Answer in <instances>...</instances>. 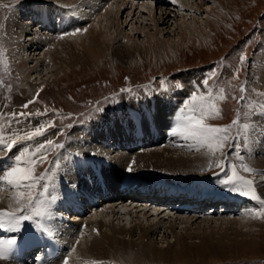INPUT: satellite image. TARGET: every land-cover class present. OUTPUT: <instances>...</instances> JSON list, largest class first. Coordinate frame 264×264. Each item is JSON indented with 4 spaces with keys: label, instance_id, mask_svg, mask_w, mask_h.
<instances>
[{
    "label": "rangeland",
    "instance_id": "rangeland-1",
    "mask_svg": "<svg viewBox=\"0 0 264 264\" xmlns=\"http://www.w3.org/2000/svg\"><path fill=\"white\" fill-rule=\"evenodd\" d=\"M2 1L10 2V0H0V15L3 14V16L0 18V52L3 51V59L6 61L8 67V71L5 72L3 66L0 65V79H2L4 82L3 86H0V125L2 127L8 125L7 127L2 128L4 129V131L7 130L8 132V128L10 126H14L13 124H18V127L20 128L23 127L22 125H20L19 121L17 123V120L10 115L12 112L16 111V109H19V107H21L22 109L21 112L31 114L26 117H30L32 121H41V118L35 115V113L39 111V107L35 103L30 104L27 109H24L22 107V102L31 95L36 87L40 89L38 102L51 105L53 104L62 110L71 109L74 112L78 113L84 110V116H78L80 118H83L88 113L90 116L95 114L96 109L95 107H93V102L95 101V99H98L99 102L105 103L107 101L106 96L108 92L116 90L120 86L122 87L124 85L132 84L137 85L149 79L155 82L158 81L160 76L164 77L165 75H167V77L171 81L173 79H175L176 81H181L184 86L183 89L188 90V83L192 82V80L198 82V78L201 75L200 70L212 58H216L219 61V75L217 77V80L219 84L224 85L229 97L226 101L221 102L222 116L216 119H212L213 121L229 123L231 121L230 118L232 114H234L237 108L242 105V103L238 102L237 106L235 99H232V97L238 93L237 86L241 82V79H244L243 84H246L249 89V91L246 93L249 94L246 95L247 98L255 96V99L257 100L258 98H262V96L256 95V92L264 93V0H183L184 4L186 2L188 3L189 9L187 5L180 9L181 7L178 8L176 3L171 2L167 4L165 8H163L165 6L163 2L162 5L155 4L154 7H151L152 13H154L155 17L157 15H160V10L162 8L166 10V13L164 14L165 18L163 17L164 20L157 21L155 25L152 24V21L149 20L148 17L151 14V10L149 12L143 6H139L140 4L138 3L139 1L137 2V0H133L134 2H132L137 4L138 7L134 9L131 8V11L128 12L127 8L130 7V4L128 2L124 5V7H122V10L120 8L116 14V10H112V12L107 10L109 8L113 9L114 7L113 3H111V0H85L84 2L86 3H84L83 5L88 6L86 7V9H90L89 3H93L91 11H95L92 15L89 16V20L87 19L88 24H90L92 27H95V29L97 30L103 29L104 27L105 32L103 36L105 37H103V39H107L108 41H104L105 43H103L104 45H102V48L97 49L96 47L97 53L92 55L90 51L89 53H87L84 50L85 48L83 46V43L85 44L89 42L88 36H84L82 40L80 39L81 35H77L79 39L77 37L73 39L74 37H72L68 38L70 41H68V39L64 41L62 40L60 43L61 46L59 44L55 46L56 48L54 52H52V59H49L48 61V56H46L47 59H45L46 57H40L43 61H41V59L37 61V63L39 64H36V69L30 72L31 75L36 73L38 75H36L35 79H31L32 76H30V80H25L21 78L20 75L16 74V72L11 67V62H9L8 58H6L5 56L3 38L6 34L3 33V24L7 7H4V5H2ZM11 1L15 2L17 0ZM94 7L95 9H93ZM106 11L108 12L105 14ZM183 13L187 15H182L181 17V14ZM190 25L197 29L199 28L202 33H200L199 36L195 35V31L193 32L189 29ZM184 31H186L185 34L182 33ZM188 33L190 35H188ZM147 34H153L155 38L159 39L157 42L160 44L155 42V40L153 42L149 41V39L147 38ZM125 40H127V43H124ZM164 40H167L169 42L165 43ZM121 42L122 44H120ZM135 42L136 47L137 44L138 46L141 45V50L140 47L139 49L134 50L136 49L134 46ZM170 42L172 44V47L174 44V48L170 46ZM109 43L111 45H109ZM151 43L153 44L151 45ZM161 44H163L164 47ZM127 46L130 47V50ZM155 46L157 48L162 47V53L161 49L159 52V49H157ZM168 46L171 50L168 48ZM243 49L246 50V52L250 51V56L255 58L253 59V61L256 60V63L251 59H247L245 64L240 67L238 80H232L233 71L236 69V67L239 66V57ZM125 50H127L128 52ZM154 51H156V53H154ZM196 75V78H192ZM126 77L127 79H125ZM154 78L156 79L154 80ZM171 81L170 86L172 85ZM229 81L231 82L230 84ZM8 85H11L10 89L8 88ZM253 89H255V92L252 91ZM116 96L117 94H115V96L108 95V97L111 99L116 98ZM255 102L259 103V99ZM162 103H165V101H163ZM127 104H129V102ZM130 105L132 106V104ZM242 110L245 109L242 108ZM263 117L264 115L262 117L252 116L250 119H253V123L257 125L258 129H260V127L264 128ZM64 118H66V116H64ZM60 120H62L61 117ZM106 124L107 122H105V125ZM73 127L77 126L74 125ZM159 127L160 126L157 127L158 132ZM53 133L54 130L50 131V136H45V139H51ZM75 135L76 132L74 134L72 130L68 131L67 136L70 138L73 137L72 142ZM250 135L255 139H260V143L264 142L263 133L260 134L259 132L253 131L250 133ZM179 138L180 140H184V138L181 136H179ZM239 141L240 142H238V144H242L243 140L240 139ZM183 142L184 141H181V143ZM192 144V141H188L185 144L187 146H183L180 148L179 144L176 146L178 147L177 149L183 150L190 149L188 147L189 145L192 147ZM71 145L72 150L77 151L74 147V144L71 143ZM163 145L164 144L157 145L156 143L147 144L144 146H136L138 147L137 149L132 148L127 151L138 152L145 149H151V147H161ZM172 146L175 145L172 144ZM250 147L251 146L244 147L243 150L241 148V157L245 158V156H253L251 155V153L254 154V156H264V151H252L250 150ZM72 150L70 149L71 153L76 154ZM118 151L122 152L125 150ZM207 151V148L204 147L197 149V152L200 153L203 157L195 161L194 165L199 166V169L197 171H194L193 175H183L182 177H176V175H173L169 177V175L166 174L165 177H176L177 180L188 181L189 178L193 176L197 177L208 175L205 174L208 171H204V169H207L209 160H225L224 156L226 155V153H218L215 157H210L207 154ZM58 153L55 155L52 161L56 159ZM71 153L69 152V154ZM244 158L243 162L246 163ZM58 161L60 162V159ZM132 161L133 159H131V162ZM54 164L55 166L59 165L57 162L53 163V165ZM53 165L52 163H50L49 167ZM49 167H45L43 172V174L47 172L48 180H45L44 182L42 181L41 185H43V183H48V185L52 187L54 185V180L52 177L53 170H51L52 167L50 169ZM110 167L111 164L106 162V176H109L111 174V172L109 171ZM49 170L52 174H50ZM225 170H227V165L225 166L223 171ZM121 173L122 168L120 174ZM155 174L157 175V173ZM225 174L226 173H223V175ZM56 178L59 179V182H62L60 179L61 177L57 176ZM206 178L211 180L215 177L205 176L204 179ZM50 182H52L53 184ZM145 184L151 187L148 182ZM38 189L41 190V186H38ZM146 190L151 191L150 188H146ZM12 191H14V189L10 190V192ZM10 192H5L8 193L7 197L4 194L0 193V205L2 204V202H5L4 207H8L7 204L12 201L10 199ZM137 200H139V198ZM134 204V202H130V200L128 201V207H132L134 206ZM150 205L152 204L146 203L147 207H149ZM102 206L103 204L98 205L95 208L101 209ZM164 206L165 205L159 207V205H157L154 208H158V211H160V208H163ZM243 207L244 206H242L241 209ZM252 207L255 206L252 205ZM171 208L172 210L177 209L175 207L173 208V206L171 205L169 209H163V212L164 210L165 212L168 210V212L171 214V212H173L170 211ZM255 208L264 210V206L262 205L256 206ZM234 209H237V207H235ZM240 210H234L235 214H227L225 212V214L223 215H221V213L224 212L217 211L215 214L208 215L209 218L205 217L206 219L199 218L201 217V215L198 214L199 212L195 210L196 215L193 216L195 218H190V220H181L178 218L176 219L170 214L164 215L165 217H162L158 213H152L147 217L159 221L158 227L156 229L152 228V230H149V228L145 230L146 233L144 236H142V240H145L144 242L137 237L140 233L139 227L135 228V232L131 234L130 238L133 241L137 242V244H145L146 242L151 240L155 244H164L163 246L171 244L174 240H176V238V241H178V237L183 238L190 245L200 243V239L202 238H208V240L212 242L220 241L226 244L235 242V239L243 240L247 241L248 243L247 252L250 254V257H237L236 255L238 254V250L236 251L234 250V248H230L231 250L229 251L231 255L235 257H232L231 259H223L217 262H207L203 264H264V217H261L263 220L259 221L257 225L248 224L250 214H247V216H245L246 213L243 214ZM93 211L94 210L78 212L73 210L70 212V210L67 209L66 214L70 219H73V217L77 215L80 218V213H83V216L81 217L87 218L90 214H92ZM102 211H104V209ZM130 211L133 212L134 209H130ZM137 212L139 213L138 215L141 216L143 210ZM136 213L127 214L126 212H117V215L121 217L120 219H117L115 214L113 215L115 217H113L111 213H107V215L113 217L111 218L112 221H119L121 225L127 228V226L137 221L136 217L134 216V214ZM144 215L146 214L144 213ZM155 215H157L156 218ZM235 218H239L240 225L232 221ZM139 220L141 223L145 224L149 219L139 217ZM168 224V229H165V226H168ZM75 229L79 230V228L77 227H75ZM232 232H236V235H233ZM45 235L48 237L47 234ZM125 236H127V234H125ZM88 238L89 237L87 236V239ZM86 243L87 241L83 240V245ZM67 245H72L74 247L76 245V241L75 243L74 241L72 243L69 242V244ZM73 247L69 248L72 253ZM73 255L75 257L80 256H78L77 252L73 253ZM138 257L140 256L132 257L130 259L125 258V260L127 259V262H125L124 260V264H149L147 263V259ZM168 258L170 259L171 257L169 256ZM98 261L99 262L95 261V263L99 264L101 262V260ZM160 262H155L153 264H161Z\"/></svg>",
    "mask_w": 264,
    "mask_h": 264
},
{
    "label": "bare ground",
    "instance_id": "bare-ground-1",
    "mask_svg": "<svg viewBox=\"0 0 264 264\" xmlns=\"http://www.w3.org/2000/svg\"><path fill=\"white\" fill-rule=\"evenodd\" d=\"M84 1L85 0H66V1L65 0H17L15 2H12V4H9V6H7V9L5 12L4 24H3V29H4L3 33L6 34L4 35V38H3V46L5 49L4 51L5 56L6 58H8L9 62H11V67L16 72V74L20 75V77L25 80L27 79L30 80L29 79L30 76H32L31 79H35L36 75H38L36 72L39 69L35 72L36 74L31 75L30 72L36 69V66H37L36 64H39L37 63V61L41 59L40 57L43 58V57L48 56V61H49V59H52V52H54L56 48L55 46L57 44L60 45L62 40L64 41L68 38H72V37H74L73 39H75L76 37L78 38L77 35H81V37L79 36L81 40L84 36L89 37L88 38L89 42L85 44L83 43V46L85 48L84 50L87 53H89L90 51L92 55H94L95 53H97V49L102 48V45H104L103 43H105L107 40V39L105 40L103 39V37H105L103 36L105 32V28L103 27V29L97 30L95 29V27H92L90 24H88L87 19L95 11L94 12L91 11V8L93 7V3L92 4L89 3L90 9L87 10L86 7L88 6L83 5L84 3H86ZM132 1L133 0H130V1L111 0V3H113L114 7L113 9L109 8L107 10L111 12L112 10H116L115 11V14H116L120 8L122 10V7H124V5L129 2L130 7L127 8L129 12L131 11V8L134 9L138 7V5L133 3L134 1L133 2ZM156 1H159V0H156ZM137 2L140 4L139 6H143L149 12L152 9L151 7H154L155 4L162 5L164 2L165 6L163 8H165L166 5L169 4L170 2L173 3L172 0H163V1L160 0L157 3H152L153 0H142V1L137 0ZM48 4L53 6V8L51 9L52 13H53L54 8H57V9L59 7L67 8V10L62 11L59 17V20L65 22L66 24L64 25L57 24V26H55V24L53 23L51 24L48 22L46 26H44L43 28H39L37 26V22L31 21L29 17H27L28 13L30 15H37L42 7L50 8V5ZM176 4L178 8L181 7L180 9H182V7H185L186 5L189 9L188 3L186 2L184 4L183 0H177ZM163 8L160 10L161 11L160 15H157L156 17L154 13H152V10H151V14L148 17H149V20L152 21L153 25H155L157 21L164 20L163 17H164V14L166 13V10ZM93 9H95V7ZM108 11H106L105 14ZM107 15H111V14H107ZM182 15L186 16L187 14L183 13L181 14V17ZM42 16L44 18L50 17V9L48 12H43ZM77 20H79V22L76 23L77 27L81 29L86 28L87 31L77 33L74 36L64 35L63 33L65 30L68 31L66 33H71L74 29H76L74 24H75V21ZM189 29L192 30L193 32L195 31V35L197 36H199L200 33H202L199 28L197 29L191 25L189 26ZM185 32L186 31L182 33L185 34ZM153 34H147V38L149 39V41L153 42L155 40V42H157L159 39L155 38ZM188 35L190 34L188 33ZM68 41L70 40L68 39ZM126 41L127 40H125L124 43H127ZM164 41L165 43L169 42L167 40H164ZM120 44H122V42ZM120 44H119V47H120ZM152 44L153 43H151V45ZM109 45L111 44L109 43ZM134 46L136 48L134 50H137L139 49L141 45L138 46L137 44V47H138L137 48L136 42H135ZM170 46L172 47V44ZM174 47L175 46L173 44L172 48ZM129 48L130 47H128V49ZM141 48L142 47H140V50ZM168 48L170 49L169 46ZM157 49H159V52L161 49V53H162V47L157 48ZM154 53H156V51H154ZM32 59L33 60L35 59V60L33 61ZM45 59H47V57ZM41 61L43 60L41 59ZM171 95H175V94H171ZM162 102L160 99L157 98L155 100V103L148 104L147 106H145L147 108V111H149V114L152 115V119L154 120V123L156 125V129L153 130L154 133L158 132L157 131L158 126L165 127L166 124L168 123V118L166 114H170V112L172 111L174 113V110H173L174 106L172 104H167L166 102L165 103H162ZM133 105L134 104L132 103V106ZM115 117H117V115ZM118 121L119 120L110 121L109 119H107V120H104L102 123H99V124L94 123L93 125L88 126V129H85V128L81 129L82 128L81 126L72 128L73 133L75 134L76 132L75 136L77 137L81 136V137H78V139L74 137V140L72 142L76 150L82 153H86L89 150L90 153L94 152L97 154H103L104 164L105 162H108L111 164V167L109 168V171L111 172V174L109 176L105 175V165H104L103 174H104V180H105V188L102 190L98 188L97 186H93L92 184H91V187L86 188L84 185H81L82 179L79 177V174H82L83 171L80 170L79 168L72 167V163L74 162L76 158L79 157V155L71 153L70 149H65V150L60 149L56 159L51 162L52 165L53 163H56V162L59 165L55 166L54 164L53 166H51L52 168L49 167V169L51 168V170H53L52 177L54 180V185L52 187H49V194L50 196L55 197L56 199L51 204L52 216H51L50 221L48 222V226L52 229L54 235L47 237L41 231L42 234L40 233V236L41 237L45 236L47 237V240L56 241L59 245L64 246V248L67 250V253H69V258H70L69 264H98V263H95V261L99 262L98 260H101L99 264H119V263L124 264L125 262H127L126 261L127 259L125 260V258L130 259L132 257H137V256H140L138 258L142 257L144 259H147L148 261L147 263L149 264H153L155 262L159 263L160 261H161L160 262L161 264H200V263L203 264L207 262H217L223 259H231L232 257H235V256H232L229 251L232 248H234V250L236 251L238 250L237 255L234 253L237 257L239 256L240 257H250V254L247 252V247H248L247 241L237 240V239H235V242L226 244L224 242H220V241L212 242L208 240V238H202L200 239V243L190 245L183 238L178 237V241H176L177 240L176 238V240H174L171 244L167 243L168 245L163 246L164 244H160V245L155 244L151 240H149L145 244L143 243L137 244V242L133 241L130 238L131 234L135 232L134 231L135 228L139 227L140 233L139 234L137 233L138 234L137 237L138 239L140 238L141 241H143L142 236L145 235L146 233L145 230H147V228H149V230H152V228L156 229L159 225L158 224L159 221H156V219L154 220V219L148 218L147 216L152 213H158L162 217L164 215H169L170 213L168 212V210L166 212L164 210L163 212V209H169L172 203L177 200L176 199L177 197H174L175 200L173 199L171 201H169L168 198L166 200V197L164 196H162V198L156 199L153 197V195H148V192L150 191L146 190V188H150V187L149 185H146V184H145L146 186H144L143 189H145L144 191H146L147 193L136 194V193L126 192L125 194L122 192V189L118 190L117 189L118 182L120 181L121 175H122V173L120 174L121 168L123 171V168L126 162L129 161V164H130L131 159L135 161V163L133 164V169H134L133 172L138 170L144 173L145 171L157 173V175L167 174L169 175V177L173 175H176V177H179V176L182 177L183 175H193L194 174L193 172L199 169V166L194 165L195 161L202 158L203 156L197 152V149L192 148L190 145L188 147L190 149H183V150L177 149L178 147L176 146L177 145L176 143L164 144L163 146L161 147L158 146L156 148L151 147V149H145V150L138 151V152H133V151L120 152L118 150L114 151V149H111L112 147L111 139H108L107 140L108 143L105 145L97 141L96 136H100L101 132L103 134V131H101L103 128L104 129L108 128L106 132L107 134H109V138H113V140L117 143L120 142L118 141V139H131L130 137H132V135L130 132L126 133L124 131L123 133H121L122 130L120 129L119 124L117 123ZM105 122H107L106 125H105ZM143 131H144V136H148V137L150 136V134L147 132V129L145 127ZM259 133L260 134L263 133V136H264L263 127H260ZM121 136H123V138ZM80 138L83 140L82 142L78 141ZM259 140L260 139L254 138V142L250 145L251 146L250 150L252 151L255 150L258 152L264 151V142L260 143ZM186 143L183 142V144H179V148L183 146H187L188 144L185 145ZM147 144H154V143L149 140ZM172 144H174L175 146H172ZM69 152L71 154H69ZM251 155L253 156H247V157L245 156V158L243 157L245 159L246 164L250 166L251 168L255 169V172L247 173V175L257 181V192L261 195L262 198H264V182L260 180V174L264 173V156H254V154L252 153ZM106 158H109V160ZM59 159H60V162L58 161ZM7 167H3L4 169L1 170V174L3 173V170H5ZM85 173H88V172H85ZM50 174H52L51 171H50ZM57 176L61 177L60 179L62 182H59V179L56 178ZM47 180L48 179H46V181ZM66 180L70 181V185H68V183L66 184ZM77 184H78V190L81 194L76 193V189L74 187ZM14 192L15 190L10 192V199L12 201L8 203L7 205L8 207L16 206L12 208L16 210L17 204L15 203L16 200L14 199ZM0 193L4 194L5 196H8V193H5V192H0ZM179 195L182 196L181 194ZM90 197L92 198L95 197L96 200L89 204L87 203V201L88 199H90ZM138 198L139 200H137ZM129 200L130 202L132 201L135 203L134 206L128 207ZM180 201H187V199L185 200L181 199ZM146 203H149L152 205L147 207ZM74 204L76 205L73 206ZM102 204L103 206L101 209L95 208L98 205H102ZM157 205H159V207L165 205L164 206L165 208L164 207L160 208V211H158V208H154ZM4 206H5V202H2V204L0 205V208ZM76 206L80 208L75 209ZM239 207H240V204L237 206V208ZM67 209H69L70 212L73 210L74 211L76 210L79 212L81 211V209L84 212L89 211V210H94V211L87 218L81 217L83 216V213H80L81 214L80 218L77 215L78 217L74 216L73 219H70L69 217H67V214H66ZM103 209L104 211H102ZM130 209H134V211L132 212L130 211ZM177 209L175 210H172V208L170 209V211L174 212V213L171 212L170 214L174 218L176 219L178 218L181 220L182 219L190 220V218H195L193 217L194 215H196L195 210L193 209H178L177 210ZM202 209L204 208H201L200 211ZM254 209L256 208L244 206L240 211L243 214L246 213L245 216H247V214H250V219L248 221V224L257 225L259 221L263 220L262 219L263 217L254 218V212H253ZM140 210H143L141 216H139L138 215L139 213L137 212ZM234 210L236 211L237 209H234ZM117 212L118 213L126 212L127 214L137 212L136 214H134L137 221H135V223L133 224H130L126 228L123 225H121L119 221L118 222L112 221L111 218L115 216L117 219L121 218L120 216L117 215ZM216 212L211 211L209 213H205L204 211H201L198 214L201 215V217L199 218L206 219L205 217L209 218L208 215L215 214ZM107 213H111L112 216L115 214V216L113 217L108 216ZM144 213L146 215H144ZM223 214H225V212L221 213V215ZM232 214H235V212ZM156 216L157 215H155V218ZM139 217L140 218L144 217L145 219H149V220L145 224H143L140 222ZM232 221L235 222L236 224L240 223L239 218H235ZM75 227L79 228V230H76ZM168 227H169V224L168 226H165V229L166 228L168 229ZM235 233L236 232H232L233 235H236ZM125 234H127L128 237L125 236ZM87 236L89 237L88 239H87ZM77 240H79L78 244H77ZM83 240L87 241V243L84 245H83ZM71 241L72 242L74 241V243L76 241V245L74 247L76 249L75 252H77L78 256L80 255L79 257H75L74 256L75 254L73 255V253L75 252L72 253L71 250L69 249L70 247H73L72 245L71 246L67 245L69 244V242L72 243ZM154 256H158V257H154ZM169 256L171 257L170 259L168 258ZM60 257L61 255H59L55 259V264L60 263ZM0 264H19V263L7 260V261H0Z\"/></svg>",
    "mask_w": 264,
    "mask_h": 264
},
{
    "label": "snow or ice",
    "instance_id": "snow-or-ice-1",
    "mask_svg": "<svg viewBox=\"0 0 264 264\" xmlns=\"http://www.w3.org/2000/svg\"><path fill=\"white\" fill-rule=\"evenodd\" d=\"M172 2L177 3V0H172ZM83 31H87V29L76 28L71 33H64V35H75ZM246 60L247 54L241 53L239 66L233 71L232 80H238L240 67L245 64ZM0 65L3 66L5 72L8 71L7 63L3 59V52H0ZM218 75V72L214 68L201 81L203 89H201L200 85H195L197 90L185 100L183 106L178 110L174 126L169 130V134L173 136H181L185 140L192 141L194 149L207 148V154L210 157H215L218 153L223 154V150L229 143V140L232 141L231 148L233 150L238 151L241 146L249 147L254 142V137L250 133L253 131L259 132L260 129L257 128L255 123L244 121H250V118L257 114L264 115V104L249 100L244 105L245 110L237 109L236 117L230 124H210L209 120L222 116L221 102L229 98L226 88L218 83ZM3 84V80L0 79V86H3ZM159 87L161 90H167L168 84L164 78H159ZM8 88L10 89L11 85H8ZM248 91L247 85L241 84L239 86L240 95L238 97L233 96L232 99H237L239 103L243 104L247 99L246 93ZM252 91L255 92V89ZM121 92L128 93L130 98H135L134 90L131 88H123ZM149 94L146 90L145 95ZM256 95L264 96V93L256 92ZM38 100L39 90L37 95L32 100L23 104L22 107L27 109L30 104L36 103ZM53 111L55 112L56 110ZM96 111L100 112L102 109L97 107ZM41 114H47V109L44 110V113H40L39 111L35 113V115ZM10 115L19 120L31 114L13 112ZM51 127H55V121L40 124L23 133L4 135L0 132V149L5 150V155H7L18 143L31 142L37 137L43 136ZM241 138L243 140L242 145L236 143ZM54 147L62 148L63 145L56 144L52 139H48L45 143L35 146L34 149L25 147L19 154L12 157L11 165L0 174V182L6 183L10 188L15 190L14 199L17 203L15 211L0 209V228H6L11 232H18L22 229L25 221H32L38 231H42L48 236L54 235L52 229L48 226V222L52 216L51 204L56 198L49 194L50 185H41L42 181L48 179L47 172L44 174L37 173V168L48 160L47 153ZM134 163L135 161L130 162L127 171L132 172L134 170ZM226 164L227 161L225 160L210 159L208 167L204 171H211L213 168L224 170ZM240 167L246 173L255 172V169L243 162V157H241ZM260 180L264 182V173L260 174ZM220 184L228 190L249 197L264 206V198L257 192V181L241 175L236 164H232L230 174H227L220 180ZM38 186H41L40 191L36 190ZM253 212L254 218L264 217V210L254 209ZM78 243L79 240H77ZM15 244V236L0 240V261L10 260V253ZM75 250V247H73L72 251L75 252ZM69 259V257H65L63 264H69Z\"/></svg>",
    "mask_w": 264,
    "mask_h": 264
}]
</instances>
